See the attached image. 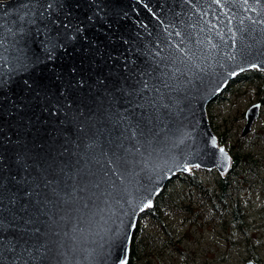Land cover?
Wrapping results in <instances>:
<instances>
[{"label":"water","instance_id":"1","mask_svg":"<svg viewBox=\"0 0 264 264\" xmlns=\"http://www.w3.org/2000/svg\"><path fill=\"white\" fill-rule=\"evenodd\" d=\"M262 22L264 0H0V264H127L167 181L227 172L205 107L264 71Z\"/></svg>","mask_w":264,"mask_h":264},{"label":"rangeland","instance_id":"2","mask_svg":"<svg viewBox=\"0 0 264 264\" xmlns=\"http://www.w3.org/2000/svg\"><path fill=\"white\" fill-rule=\"evenodd\" d=\"M251 69L236 74L205 107L232 157L231 172L179 171L137 218L127 264H264V71ZM254 102L258 114L243 132ZM223 176L229 184L220 190Z\"/></svg>","mask_w":264,"mask_h":264},{"label":"trees","instance_id":"3","mask_svg":"<svg viewBox=\"0 0 264 264\" xmlns=\"http://www.w3.org/2000/svg\"><path fill=\"white\" fill-rule=\"evenodd\" d=\"M250 71H251V73L254 74V75H256V73L259 74V73L262 72L261 70H258V69H251ZM230 170H231V169H229L228 171L231 172ZM178 173L181 174V172H178ZM183 175H185V174L179 175V176H181V179L183 178ZM187 176H188L189 180H193V177H192L191 175H187ZM174 177H178V175H174L172 178H174ZM172 178H171V179H172ZM171 179H170V180H171ZM170 180H169V181H170ZM169 181H167V183H168ZM194 181H195V180H194ZM225 184H226L227 186H228V184H229V183H228V180H227V177H226V176L220 177V178H219V188H220V190H223L222 187H224ZM218 194H219V196H221V197L223 196V192H221V191H219ZM159 195H160V193H159ZM159 195H157V196H159Z\"/></svg>","mask_w":264,"mask_h":264},{"label":"snow or ice","instance_id":"4","mask_svg":"<svg viewBox=\"0 0 264 264\" xmlns=\"http://www.w3.org/2000/svg\"><path fill=\"white\" fill-rule=\"evenodd\" d=\"M216 2L219 3L220 0H216ZM244 2L247 3L248 0H244ZM48 7L50 8V7H51V4H49ZM262 23H264V22H262ZM251 67H252V68H257V67H259V65H257V64H252ZM243 70H244V69H241V71H243ZM220 151L223 152L224 149H220ZM229 159H230V158H229ZM196 167H200V165L197 164ZM184 170L191 171L192 169H191L190 167H187V165H185V169H184ZM150 206H151L150 203L144 205V207H150Z\"/></svg>","mask_w":264,"mask_h":264},{"label":"bare ground","instance_id":"5","mask_svg":"<svg viewBox=\"0 0 264 264\" xmlns=\"http://www.w3.org/2000/svg\"><path fill=\"white\" fill-rule=\"evenodd\" d=\"M195 166H196V164H194V165H189L188 167L191 168V167H195ZM185 171H187V170H185Z\"/></svg>","mask_w":264,"mask_h":264}]
</instances>
